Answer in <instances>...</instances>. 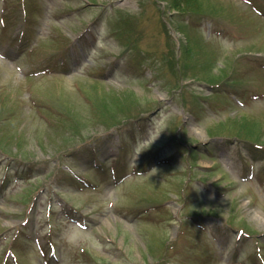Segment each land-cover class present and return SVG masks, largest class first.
<instances>
[{"label":"rangeland","instance_id":"374dc122","mask_svg":"<svg viewBox=\"0 0 264 264\" xmlns=\"http://www.w3.org/2000/svg\"><path fill=\"white\" fill-rule=\"evenodd\" d=\"M198 1L0 0V264H264V17Z\"/></svg>","mask_w":264,"mask_h":264},{"label":"trees","instance_id":"16d2710c","mask_svg":"<svg viewBox=\"0 0 264 264\" xmlns=\"http://www.w3.org/2000/svg\"><path fill=\"white\" fill-rule=\"evenodd\" d=\"M164 1H168V5L172 8V10L180 14H184L188 10H194L195 6H198L199 4L198 0H164ZM67 55H69V52L67 53ZM106 99H107V95L104 96V101H106ZM115 102L118 103L119 101L116 100ZM100 106L105 108L103 104H101ZM79 149H81V151ZM79 149L76 150L75 156H79L80 159L87 158L92 160L98 158L100 155L98 154L100 153L99 152L100 149L95 145H92V143L86 144L85 146H82ZM19 246H21V243L16 242L14 245L15 250L18 249ZM18 259L20 260L19 257Z\"/></svg>","mask_w":264,"mask_h":264}]
</instances>
